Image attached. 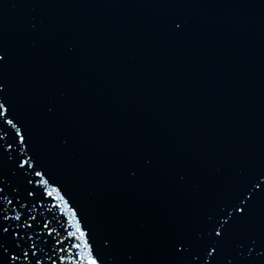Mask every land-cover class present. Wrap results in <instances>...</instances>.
Segmentation results:
<instances>
[{
    "label": "water",
    "instance_id": "95a60500",
    "mask_svg": "<svg viewBox=\"0 0 264 264\" xmlns=\"http://www.w3.org/2000/svg\"><path fill=\"white\" fill-rule=\"evenodd\" d=\"M0 54L3 99L49 181L27 185L37 219L20 229L45 264L42 221L65 248L79 222L105 264H177L169 238L264 173V0H0ZM15 155L0 157L9 199L26 195ZM249 234L264 237V189L232 239Z\"/></svg>",
    "mask_w": 264,
    "mask_h": 264
},
{
    "label": "snow or ice",
    "instance_id": "6c2138e0",
    "mask_svg": "<svg viewBox=\"0 0 264 264\" xmlns=\"http://www.w3.org/2000/svg\"><path fill=\"white\" fill-rule=\"evenodd\" d=\"M179 27V25H177ZM5 61V55L0 54V63ZM6 88L3 82H0V157L7 156L9 161H13L12 153L16 152L11 175L13 177H23L25 186L24 197L20 195V186L14 185L11 191L14 193L11 199L5 195V178L0 175V264H45L42 256L38 255V248L33 235L29 231L21 234L20 229L26 228L33 230L36 217L31 215L30 203H35L37 189L29 188L27 185H34L35 179H39L41 185L46 186L49 181L43 177L46 174L39 170V166L34 163L35 156L28 155L30 149V139L27 129L21 130L18 127L19 120L15 114L12 105L3 99ZM6 104L8 107H6ZM51 111V109H49ZM15 145V148L13 147ZM264 173H260L250 182L237 197L235 202L217 206L215 213H209L199 224L197 229L192 232H177L173 234L168 241V251L172 257L177 258V264H264V237L255 234H249L245 237L232 239L233 226L242 222L248 216V210L257 190L264 189ZM251 189V191L249 190ZM53 192L56 189L52 190ZM51 198L52 193H47ZM33 198L28 201L27 198ZM57 199L63 200L62 196ZM15 205L5 207V205ZM20 209L21 211H17ZM12 212L14 215H9ZM76 214L73 213V216ZM31 220L33 223H28ZM15 223H9V222ZM39 231L35 233L37 237L43 239L46 235L52 238V255L47 259L51 264H65V256L59 253L72 254L75 251V260L72 264H105L104 258L100 255L99 249H93L87 239V233L82 229L81 224L77 222L75 233L69 232L68 237L79 241L65 248L60 246L61 241L55 238L54 230L47 221H42L37 226ZM11 240L13 248L10 249L6 241ZM231 240L233 255L224 257V246ZM46 245L48 240L43 241ZM27 245L22 248L21 244ZM111 245V241L105 239L104 246ZM84 249V251H80ZM215 253V255H214ZM132 261V256H128Z\"/></svg>",
    "mask_w": 264,
    "mask_h": 264
}]
</instances>
